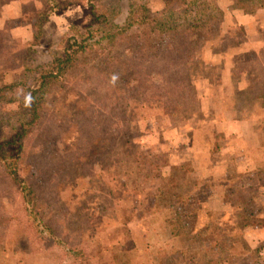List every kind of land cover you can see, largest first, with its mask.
Returning a JSON list of instances; mask_svg holds the SVG:
<instances>
[{"label": "rangeland", "instance_id": "rangeland-1", "mask_svg": "<svg viewBox=\"0 0 264 264\" xmlns=\"http://www.w3.org/2000/svg\"><path fill=\"white\" fill-rule=\"evenodd\" d=\"M200 3V14L220 15L222 21L209 40L199 42L195 60L178 66L189 78L167 82L171 89H135L127 95L121 91L122 77L115 80V74L107 73L102 81L92 71L78 70L53 86L48 111L56 112L63 123L52 127L45 119L50 141L37 132L27 147L34 169L61 171L41 174L47 185L40 191L29 193L25 180L16 177L1 188L0 264H217L213 246L226 237L239 239L236 258L229 264H251L255 259L264 264V185L259 173L264 167V100L255 97L261 90L256 78L264 74L250 68L252 86L240 91L242 73L234 66L231 79L224 62L212 61L232 39L224 32L233 25L231 7L236 3ZM253 5L264 7V0ZM150 6L158 11L165 3L153 0ZM122 7L120 20L127 14V0ZM32 11L28 8L29 21ZM18 22H1L0 36L13 40L8 28ZM236 32L239 41L244 33ZM45 36L33 61L45 59L48 28ZM1 52L2 48L0 85L13 81L23 58L18 60L12 50ZM208 74L214 84L208 82ZM111 77L118 87L111 82L108 94L104 84ZM219 115L229 118L228 126L235 131H213ZM242 115L254 120L256 136L249 142L244 132L250 128L237 122ZM258 142L261 147L251 149ZM224 143L223 148L229 144L226 152L221 151ZM48 144L51 151L45 153ZM254 186L253 205L241 202L237 190ZM252 210L256 221L242 228L246 212ZM203 229H209L207 234ZM253 250L256 257L250 255Z\"/></svg>", "mask_w": 264, "mask_h": 264}, {"label": "trees", "instance_id": "trees-1", "mask_svg": "<svg viewBox=\"0 0 264 264\" xmlns=\"http://www.w3.org/2000/svg\"><path fill=\"white\" fill-rule=\"evenodd\" d=\"M41 1L45 9L35 12L34 16L36 20L41 17L43 23L50 15L66 11L77 1L84 4V9L89 7L61 37L50 38L46 49L43 50L45 59L40 61H33V55L44 41L41 29L43 23L40 25L34 20V39L27 44L0 36V48L3 53L18 49L22 60L24 59L23 68L21 67L16 78L0 85V191L1 188L10 186L12 177H16L17 181L18 178L19 181L25 180L24 188L29 193L40 191L47 185L44 177L47 172L60 173V169L56 172V168L54 170L44 166L34 169L36 162L32 164L33 155L29 153L27 144L37 132L44 141L47 140L48 129L43 127V124L47 123L53 127L61 122L60 116L52 110L49 112L47 105L53 86L62 83L63 76L68 77L70 72L76 70L79 73L92 71L93 77L98 78L99 75L104 81L107 79V73L115 74V80L123 78L124 86L121 91L127 95L135 89L155 91L156 87L163 90L169 81H178L183 76L189 78L188 71L182 75L178 66L183 62L195 60L202 45L199 42L209 40L215 26L222 21L220 15L208 18L200 14L197 9L202 4L201 0H163L165 7L158 11H154L150 6L153 0H127V14L121 20L123 0ZM207 1L209 4L213 2ZM255 1L235 0V3L237 8L253 13L259 9L257 5H253ZM191 8L197 11L186 14V10ZM182 12L185 15H182ZM100 59H103V62H100ZM30 61L33 63L30 64ZM99 65L104 66L102 70L98 69ZM139 70H142V74H138ZM121 73L125 76H119ZM30 78L36 80V84L32 85ZM112 78L104 84L108 94L113 89L111 82L116 85ZM167 86L171 89V85ZM111 105L110 102L108 108ZM51 118L52 121L49 122ZM87 133H91V127ZM44 147L47 150L45 153L51 151L49 144ZM44 149L40 148V151ZM24 172L27 174L26 179ZM260 181V185H264V169L260 170ZM255 192V187H242L236 193L241 202L248 201L253 205ZM248 212L242 228L256 221L254 210ZM208 228L210 229V226ZM209 229H203L201 233L205 235ZM237 240L239 239L226 237L216 241L213 246V251L216 252L214 263L229 264L235 259ZM252 254L256 257L257 250H253L250 255ZM246 259L250 262L249 256ZM251 264H258V261L255 259Z\"/></svg>", "mask_w": 264, "mask_h": 264}, {"label": "crops", "instance_id": "crops-1", "mask_svg": "<svg viewBox=\"0 0 264 264\" xmlns=\"http://www.w3.org/2000/svg\"><path fill=\"white\" fill-rule=\"evenodd\" d=\"M233 2V0H232ZM84 4L77 1L74 5H72L70 8H68L66 11L61 13H54L50 15L42 24V37L45 39V30L48 28L49 36L51 38L61 37L69 28V26L78 18H81V10L83 8ZM233 6V5H232ZM28 8L33 9V13L41 11L42 8H44V5L41 0H0V24L3 22V24L7 22L11 23L12 20H18V23H14L13 25H10L8 28V31L10 32V35H12L13 40H18L21 42V44H27L33 41L34 39V20L37 22L40 18L35 19V16L29 21L27 18L28 15ZM232 11L231 14L233 15V25L225 30V34L228 33V36H230L232 39H228L227 44L224 48H221V52H217L213 54L212 61H222L225 63V69L228 71L226 76H230L232 79L233 72H234V66L235 69H237L238 74L242 73L241 76V86H239L240 91H243V89L251 88L250 82L252 81V78L250 76L251 72L249 69L254 68L258 70L259 74H264V61L263 60H257L263 57L264 59V7H261L257 9L253 13H248L246 11H243L236 6L231 7ZM45 9V8H44ZM26 10V12H25ZM230 14V15H231ZM81 15V16H80ZM227 17V16H226ZM228 21V17L224 18V20ZM40 24V22H39ZM40 24V25H41ZM45 27H47L45 29ZM3 28L0 25V29ZM240 30L241 33H244L243 38L241 40H237L236 31ZM11 38V37H10ZM50 41V38H49ZM44 42V41H43ZM44 46V44L42 45ZM255 50V51H251ZM257 51V52H256ZM17 57L20 60L22 58L20 54V50L16 49ZM255 57V58H254ZM250 58H253V60L249 61ZM17 60V59H16ZM24 59L21 62V65L19 64V70L15 72L14 74L17 76V74L21 71V67L23 68ZM242 66V68H241ZM241 68V69H240ZM253 70V71H254ZM254 73V72H253ZM222 75V73H221ZM15 76V78H16ZM256 76V75H255ZM14 78V79H15ZM13 79V80H14ZM257 82L260 84L259 88L261 89L259 92L255 94V97L257 99H263L264 100V76L261 78L258 76L256 78ZM11 82V81H9ZM208 82L213 84L215 83V80L211 75L208 74ZM8 83V82H6ZM256 87H254L255 89ZM199 98V96H198ZM264 107V105H263ZM214 114L217 115L216 112L213 111ZM220 117L217 118V121H219V126H213V131H217L222 133L223 135H226L230 131H235L234 128L228 126L229 125V118L226 117ZM239 124L246 125L250 128L251 132H244L245 140H248L249 142L251 139H253V136H256L255 133H253L254 129V120L245 117L242 115L240 117V120L237 121ZM209 130H211L209 128ZM260 142L257 143V146H252L251 149L260 148L261 145H259ZM222 146L221 151H228L229 144L226 143V147ZM178 146H174L176 148ZM210 153H212L211 147H210ZM254 169V168H249ZM264 169V167H261L260 170ZM255 187V186H254ZM172 264V263H171Z\"/></svg>", "mask_w": 264, "mask_h": 264}]
</instances>
